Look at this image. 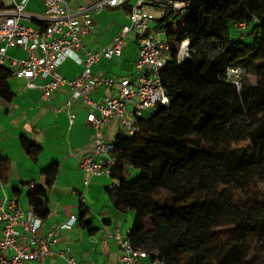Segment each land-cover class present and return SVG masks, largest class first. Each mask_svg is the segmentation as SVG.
I'll list each match as a JSON object with an SVG mask.
<instances>
[{
  "label": "trees",
  "instance_id": "16d2710c",
  "mask_svg": "<svg viewBox=\"0 0 264 264\" xmlns=\"http://www.w3.org/2000/svg\"><path fill=\"white\" fill-rule=\"evenodd\" d=\"M172 15L165 7L157 24ZM176 18L173 55L161 72L168 104L139 119L132 136L116 135L109 177L119 186L108 197L133 213L127 237L151 260L264 264V0H201ZM182 32L190 58L179 63ZM227 67L244 71L240 90L226 79ZM11 75L0 65L6 102ZM21 144L31 157L40 151ZM56 171L43 172L47 186ZM27 201L35 217L47 218L45 191L33 186Z\"/></svg>",
  "mask_w": 264,
  "mask_h": 264
},
{
  "label": "crops",
  "instance_id": "0c3cea01",
  "mask_svg": "<svg viewBox=\"0 0 264 264\" xmlns=\"http://www.w3.org/2000/svg\"><path fill=\"white\" fill-rule=\"evenodd\" d=\"M93 1L69 0L68 6L74 9L79 4ZM12 4V0H0V7L10 8ZM26 12L42 15L41 0H29ZM92 21L93 30L81 39L83 51L98 52L110 46L120 29L128 25L123 9H102L92 14ZM151 27L157 38L163 39L157 21ZM83 51L80 52L81 58ZM136 52L135 34L130 32L120 57L100 58L92 64V74L114 80L112 85L103 84L91 91L92 100L115 97L117 82L133 78ZM25 57L26 52L21 48L8 49L3 66L10 68V59ZM82 71L83 65L72 59H66L58 69L66 80L78 77ZM33 83L35 87H27L24 79L11 76L7 85L13 97L9 102L0 100V158L4 162L0 207L7 208L6 201L13 199L27 215L31 211L27 201L30 186L45 191L49 213L42 221L38 235L52 234L55 240L50 245L52 256L45 260L46 264H67L70 258L76 264H120L119 246L114 236H127L133 223V213L117 210L108 197V191L118 188L117 180L105 175L89 176L79 169V161L93 149L92 129L86 122L89 110L80 99L72 97L68 86L60 87L44 99L39 86L45 81L36 79ZM150 113L146 111L143 116L148 117ZM71 115L74 116L72 125L69 122ZM118 130V119H111L103 130L105 141L113 144ZM22 140L40 148L36 157L25 152ZM52 165L57 166V171L52 184L47 186L43 172ZM133 174L134 171L130 170V175ZM82 211L85 212L83 215ZM71 216L75 217L74 224L60 229ZM2 227L0 222V238ZM12 253L7 251L5 255ZM150 262L146 259L139 263Z\"/></svg>",
  "mask_w": 264,
  "mask_h": 264
},
{
  "label": "built area",
  "instance_id": "2783aa9c",
  "mask_svg": "<svg viewBox=\"0 0 264 264\" xmlns=\"http://www.w3.org/2000/svg\"><path fill=\"white\" fill-rule=\"evenodd\" d=\"M200 1L94 0L70 9L69 0H41L43 14L33 15L26 12L29 0H12L13 4L10 8L0 7V65L4 64L8 49L21 48L26 52V57L10 59L12 77L24 79L27 87H35L33 82L36 79L44 80L45 83L39 86L44 99H48L60 87L70 88L72 97L80 99L88 108L86 122L92 129L93 149L79 161V169L89 176H109L116 158L113 155V144L105 141L104 128L111 119L117 118L118 133L132 136L138 130V120L144 117L146 111H154L158 104H168L161 72L173 55V47L166 39L177 30V27L170 26L172 18L200 4ZM168 6L172 8L173 15L160 24L165 39H158L151 24L162 18L164 8ZM105 8L123 9L128 25L120 29L110 46L98 52L83 51L81 39L93 30L92 14ZM148 8L158 9L159 17ZM238 26L244 28L245 24L240 23ZM130 32L135 34L137 43L133 78H123L117 82L115 97L92 100L91 91L103 84L108 86L114 84L112 79L92 74L90 71L92 64L100 58L120 57L126 48ZM82 51L83 58L80 56ZM189 58L188 34L182 32L176 59L179 63H183ZM66 59H72L83 65L82 73L72 80H66L58 72ZM225 76L237 90H240L244 78V71L241 68L227 67ZM69 122L70 125L74 123V116L69 117ZM0 186H2L1 177ZM6 202L7 208L0 207V222L3 224L0 238V264H32L33 262L46 264L45 260L52 256L50 245L55 242L53 235H38L42 220L35 217L31 211L25 215L13 199ZM81 203H84L83 199ZM74 222L75 217L71 216L59 228L70 227ZM114 239L119 246L120 264H140L141 260H151V254L135 248L127 236L115 235ZM7 251H12V255L6 256ZM67 264H76V262L70 258ZM150 264H164V261L154 257Z\"/></svg>",
  "mask_w": 264,
  "mask_h": 264
},
{
  "label": "rangeland",
  "instance_id": "374dc122",
  "mask_svg": "<svg viewBox=\"0 0 264 264\" xmlns=\"http://www.w3.org/2000/svg\"><path fill=\"white\" fill-rule=\"evenodd\" d=\"M148 10L149 11H151L154 15H156L157 17H159V10L158 9H156V8H148ZM170 26H172V27H177L178 26V20H177V18L175 17V18H172V24L170 25ZM163 39H165V37L163 36ZM167 39V41H169L170 40V38H166ZM252 77H250V79H251ZM252 80V79H251ZM146 115V114H145ZM136 172V171H135Z\"/></svg>",
  "mask_w": 264,
  "mask_h": 264
}]
</instances>
